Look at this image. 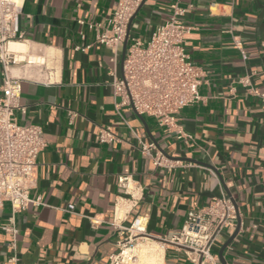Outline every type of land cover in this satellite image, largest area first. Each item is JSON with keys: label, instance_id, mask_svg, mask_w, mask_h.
I'll return each mask as SVG.
<instances>
[{"label": "crops", "instance_id": "0c3cea01", "mask_svg": "<svg viewBox=\"0 0 264 264\" xmlns=\"http://www.w3.org/2000/svg\"><path fill=\"white\" fill-rule=\"evenodd\" d=\"M172 1L146 0L128 45L134 36L147 41L168 19ZM117 3L24 0L20 26L26 41L19 52L27 60L14 64L11 74L22 79L26 107L24 114L17 111V121L44 129L46 146L31 191L44 204L17 213L5 204L0 264H106L118 250L119 227L136 215L163 246L162 264H194L168 240L182 231L190 210L222 193L235 200L237 218L219 234L214 253L218 257L239 219L224 251L227 264H264V0H181L193 5L184 17L194 27L184 45L203 69V100L179 115L194 138L188 144L153 117L127 107L121 108L124 120L118 114L111 71L122 74L124 43L115 63L86 25L105 22ZM88 43L90 49H76ZM2 81L0 62V86ZM101 129L116 140L101 142ZM140 140L155 143L172 161L198 163L156 166ZM123 176L129 181L121 182Z\"/></svg>", "mask_w": 264, "mask_h": 264}, {"label": "built area", "instance_id": "2783aa9c", "mask_svg": "<svg viewBox=\"0 0 264 264\" xmlns=\"http://www.w3.org/2000/svg\"><path fill=\"white\" fill-rule=\"evenodd\" d=\"M141 2L118 0L114 12L103 23L79 20L80 24L87 23L89 29L97 31L95 42L104 44L113 52L112 61L115 63L131 18ZM23 7L24 0H0V62L3 75L0 86V211L9 203L13 213L26 210L31 203L44 204L41 196H31L38 180L37 159L46 146L44 129L38 124L17 121V111L24 114L26 107L20 101L22 79L11 74L14 64L27 60L23 53L11 49V43L26 41L20 26ZM170 8L168 19L154 28L147 41L138 36L130 39L122 74L118 76L115 69L111 71L115 108L123 120L122 107L153 117L161 127L188 144L194 138L180 123L179 115L184 108L203 100L199 92L203 69L192 61L184 45L185 36L194 28L185 22L184 17L193 5L173 0ZM92 46L93 43L77 45L76 49L88 50ZM75 115L71 112V119ZM99 140L112 143L116 136L101 129ZM140 142L143 153L152 157L156 166L170 169L180 162L165 157L155 143ZM120 181L128 182L129 179L123 176ZM74 208V204L69 205L71 211ZM236 218L231 198L222 193L214 196L208 205L190 210L182 231L168 241L183 248L194 264H219L213 251L214 244L222 230L232 226ZM119 233L118 250L110 255L106 264H143L138 245L148 240L157 241L148 233L144 218L136 215L129 225L119 227ZM16 260V257L11 258V262Z\"/></svg>", "mask_w": 264, "mask_h": 264}, {"label": "bare ground", "instance_id": "6f19581e", "mask_svg": "<svg viewBox=\"0 0 264 264\" xmlns=\"http://www.w3.org/2000/svg\"><path fill=\"white\" fill-rule=\"evenodd\" d=\"M23 42L11 43V49L15 51L24 50ZM37 60V59H34ZM139 252L143 256V264H162L163 263V246L157 241L148 240L140 242L138 245Z\"/></svg>", "mask_w": 264, "mask_h": 264}, {"label": "water", "instance_id": "95a60500", "mask_svg": "<svg viewBox=\"0 0 264 264\" xmlns=\"http://www.w3.org/2000/svg\"><path fill=\"white\" fill-rule=\"evenodd\" d=\"M145 2H146V0H142V2H141V4H140V6H139L137 12L140 10V8L144 5ZM137 12H136V13H137ZM136 13H135V15H136ZM135 15L131 18V21H130L129 26H128L127 36H126V39H125L124 44H123L122 62H123L124 59H125V55H126V51H127V46H128L129 35H130V29H131L132 21H133ZM164 153H165V152H164ZM173 159H177V160H189V161H195V162L198 163V161H196V160H194V159H192V158H173ZM199 163H202V162H199ZM205 165H208L209 167H213V166H211L210 164H205ZM231 200H232V202H233V204H234V206H235V208H236V212H237V204H236V202H235L234 199L231 198ZM239 229H240V220L238 219V225H237V227H236L235 232H234L233 235L230 237V239H229L227 242H225V243L223 244V246L220 248V250H219V252H218V259L220 260L221 264H227V262H226V260H225V258H224V251H225V249L227 248V246L231 243V241L234 239V237H235L236 234L238 233Z\"/></svg>", "mask_w": 264, "mask_h": 264}]
</instances>
